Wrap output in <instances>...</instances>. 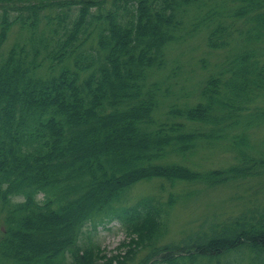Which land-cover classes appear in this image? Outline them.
Instances as JSON below:
<instances>
[{
    "label": "trees",
    "instance_id": "1",
    "mask_svg": "<svg viewBox=\"0 0 264 264\" xmlns=\"http://www.w3.org/2000/svg\"><path fill=\"white\" fill-rule=\"evenodd\" d=\"M0 5V264H242L246 249V264H264V200L178 238L166 237V212L181 193L123 203L140 180H264V139L251 136L264 125V0ZM201 29L223 57L204 66L195 99L157 121L158 95L169 90L149 82L154 69L169 45ZM230 134L226 167L200 171L174 158ZM113 220L126 238L108 254L90 230Z\"/></svg>",
    "mask_w": 264,
    "mask_h": 264
},
{
    "label": "rangeland",
    "instance_id": "2",
    "mask_svg": "<svg viewBox=\"0 0 264 264\" xmlns=\"http://www.w3.org/2000/svg\"><path fill=\"white\" fill-rule=\"evenodd\" d=\"M206 33V30L202 29L194 36L187 37L184 42L174 43L168 47V62L161 72L153 77V79L163 80L162 88H167L170 91L163 98L164 104H161L156 112L160 119L165 117L164 112L171 101L181 103L193 99L191 96L196 93L195 83L205 75L206 68L204 66L207 65V69L212 68V63L217 59V56L213 54L217 51L212 52L205 45ZM10 37L9 42L14 36L11 34ZM252 137L254 140L264 138V126L256 129L252 133ZM226 138L228 139V137ZM226 143L225 140H219L213 144H200L192 157L197 168L221 167L229 164L232 158L225 150ZM161 182H164L166 186L165 192L159 191ZM186 187L199 188L201 186L184 185L181 190ZM171 189L165 181L144 180L134 185L127 193V203L133 202L138 196L147 193L160 192L166 196ZM263 199L264 180H253L241 182L233 187L230 185L220 186L210 189L192 200L178 201L169 211V233L167 236L179 237L187 227L196 226L199 218L205 213H216L219 218H223L227 215L238 214L245 206ZM89 229H91L90 226H87L86 230ZM90 231V237L99 243L107 253H111L125 239V234L118 221L98 225L95 231L92 229Z\"/></svg>",
    "mask_w": 264,
    "mask_h": 264
}]
</instances>
